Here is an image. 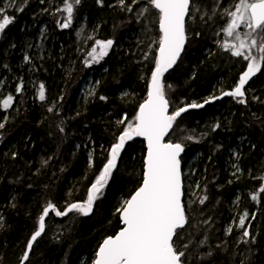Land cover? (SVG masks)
<instances>
[{
	"label": "trees",
	"instance_id": "obj_1",
	"mask_svg": "<svg viewBox=\"0 0 264 264\" xmlns=\"http://www.w3.org/2000/svg\"><path fill=\"white\" fill-rule=\"evenodd\" d=\"M68 2L73 3L72 21L62 28L66 0H0L14 18L0 38V122L5 125L0 129V264H20L47 202L63 210L86 200L125 127L120 121L125 115L133 120L147 96L160 37L158 11L148 0H139L132 12L127 10L132 0L123 5L121 0ZM236 2L193 0L187 47L164 80L171 85V111L220 97L246 69L242 57H233L220 44L228 20L224 9ZM108 39L113 45L107 55L89 64L96 41ZM41 84L44 101L39 99ZM245 91L246 103L222 96L187 111L167 138L185 148L188 222L174 239L177 250L188 245L183 264H264V66ZM9 95L13 101L4 109ZM145 155L142 139L127 143L88 216L51 213L29 264H93L102 240L122 227L116 210L140 186ZM245 212L249 238L237 227Z\"/></svg>",
	"mask_w": 264,
	"mask_h": 264
},
{
	"label": "snow or ice",
	"instance_id": "obj_2",
	"mask_svg": "<svg viewBox=\"0 0 264 264\" xmlns=\"http://www.w3.org/2000/svg\"><path fill=\"white\" fill-rule=\"evenodd\" d=\"M80 0H74L79 5ZM139 0H132V5H127V10L132 12L133 6ZM151 6L158 10L160 37L154 67L151 70L147 96L139 105L133 120L128 121L127 116L120 121L125 124L123 131L116 137V142L109 149V158L91 183L87 198L82 202H73L63 210L49 201L38 217L37 230L30 236L20 260V264H29L30 253L34 243L45 232L46 217L54 212L57 217H65L70 213L88 216L92 213L94 203L103 195V191L117 168L118 158L127 141L133 137H143L147 141V152L144 159L143 177L140 186L121 203L116 210L120 216L122 227L115 235L105 237L95 253L93 264H183L188 245L184 250L174 247V236L179 229H183L187 222L186 208L182 202V171L181 153L184 152L182 142H165L170 131L183 113L189 109L202 108L222 96L244 98L245 86L261 72L264 66V0H238L234 10L224 9V14L229 18L223 31L230 38L225 40L221 47L229 51L233 57L243 58L247 62L246 69L239 75L234 88L222 92L220 97L205 99L203 103L185 104L170 111L172 107L168 95V88L163 78L165 73L177 64L188 42L186 17L193 14V0H148ZM125 4V0H121ZM218 6V5H217ZM19 8L18 11H22ZM67 17L60 25L68 28L73 15V3L66 0ZM57 11H61L58 9ZM147 11L142 9L141 14ZM215 14V9H214ZM14 23V18L6 14V9L0 7V35L6 28ZM199 35V33H196ZM98 50L93 47L88 63L99 62L107 55L108 49L113 45V40H97ZM25 61L30 57L25 55ZM98 83V82H97ZM23 89V82L18 84L16 92ZM39 99L45 100L44 85H40ZM104 100L105 97L101 96ZM13 97L9 95L3 101V108L10 107ZM240 103H246L240 99ZM50 112L52 108L48 109ZM7 120V117H5ZM0 122V129L4 127ZM216 127H219L217 124ZM215 130V129H213ZM63 132V128H60ZM185 139L192 140L188 136ZM13 153V157H15ZM45 163H47L45 161ZM264 180V177L261 178ZM264 192V185L261 186ZM256 199V196L252 197ZM207 197L199 202L203 204ZM248 213L239 217L237 227L243 229V238H249V227L245 226ZM255 218V214H252ZM208 221H205L207 223ZM232 231L231 228L228 230ZM254 239V238H253ZM244 242H247L245 240Z\"/></svg>",
	"mask_w": 264,
	"mask_h": 264
},
{
	"label": "water",
	"instance_id": "obj_3",
	"mask_svg": "<svg viewBox=\"0 0 264 264\" xmlns=\"http://www.w3.org/2000/svg\"><path fill=\"white\" fill-rule=\"evenodd\" d=\"M154 7V6H153ZM158 11V10H157ZM187 19H188V17H186V24H187ZM158 29H159V24H158ZM159 32H160V30H159ZM186 47H187V44H186V46H185V49H186ZM185 49H184V51H185ZM184 51L182 52V54H181V57H182V55L184 54ZM180 57V58H181ZM180 60V59H179ZM179 60H178V62H179ZM178 62H177V64H178ZM177 64L173 67V69L177 66ZM173 69H170L169 70V72H167V73H165V75H164V78H163V80H165V77H166V75L167 74H169ZM148 85H149V83H148ZM147 91H148V87H147ZM189 110H192V109H189ZM188 110V111H189ZM170 111H171V108H170ZM186 113V112H185ZM184 114V113H183ZM182 114V115H183ZM172 131H170V133H171ZM170 133H169V135H170ZM136 138H140V139H142L144 142H145V147H146V152H147V141H146V139L145 138H143V137H133V139L132 140H135ZM167 138L168 137H166L165 138V142H168L167 141ZM132 140H130V141H132ZM130 141H127L126 142V144H125V147H126V145H127V143L128 142H130ZM125 147H124V149H125ZM124 149L121 151V153H120V156H121V154H122V152L124 151ZM184 150H185V148H184ZM183 154H184V152H182L181 153V157H180V159H182V156H183ZM120 156H119V158H118V162H117V166H118V163H119V160H120ZM146 156V155H145ZM181 171H182V160H181ZM109 183V182H108ZM182 202L184 203V180H183V171H182ZM95 209V206L93 207V210ZM93 212V211H92ZM51 213H54V212H50V214ZM49 214V215H50ZM47 218L48 217H46V220H47ZM60 218H62V217H60ZM122 225V224H121ZM45 229H46V221H45ZM43 234V233H42ZM174 239H175V236H174ZM34 246V245H33ZM33 249V248H32ZM31 252H32V250H31Z\"/></svg>",
	"mask_w": 264,
	"mask_h": 264
},
{
	"label": "rangeland",
	"instance_id": "obj_4",
	"mask_svg": "<svg viewBox=\"0 0 264 264\" xmlns=\"http://www.w3.org/2000/svg\"><path fill=\"white\" fill-rule=\"evenodd\" d=\"M228 9H230V10H234V7L232 8V7H229ZM228 18V17H227ZM228 21H229V18H228V20H226V24L228 23ZM225 27H226V25H225ZM224 27V28H225ZM223 28V29H224ZM1 36L2 35H0V38H1ZM220 37H222L223 39H224V41L225 40H229L230 41V38H228L227 36H226V33L223 31V34L221 35V33H220ZM219 41V40H218ZM224 41L223 42H220V44H223L224 43ZM39 48L40 49H45V47H43V44L42 43H40V46H39ZM97 49H98V46L96 47ZM88 61H90V60H88ZM151 76V75H150ZM87 78V77H86ZM89 79H90V77H88V81H89ZM150 79V78H149ZM149 83V82H148ZM84 88H89V83H85V85H84ZM243 99H245V97L243 98ZM108 158H109V156H108ZM107 158V159H108ZM189 170V169H188ZM192 172L194 173V171L192 170ZM185 174H186V172H185ZM99 175V174H98ZM189 175H187V179H188V181H190L189 180V177H188ZM110 180H111V178H110ZM110 180H109V182H110ZM108 185V184H107ZM106 185V186H107ZM191 188H193V189H196V187H197V185L196 186H194V185H192V183L189 185ZM253 196H256V198H258V191L257 192H255V193H253L252 194V197ZM85 201V200H84ZM96 202H97V200L95 201V203H94V206H96Z\"/></svg>",
	"mask_w": 264,
	"mask_h": 264
},
{
	"label": "bare ground",
	"instance_id": "obj_5",
	"mask_svg": "<svg viewBox=\"0 0 264 264\" xmlns=\"http://www.w3.org/2000/svg\"><path fill=\"white\" fill-rule=\"evenodd\" d=\"M35 244V243H34Z\"/></svg>",
	"mask_w": 264,
	"mask_h": 264
}]
</instances>
